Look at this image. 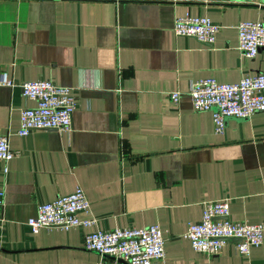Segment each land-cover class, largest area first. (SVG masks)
Instances as JSON below:
<instances>
[{"label":"crops","instance_id":"0c3cea01","mask_svg":"<svg viewBox=\"0 0 264 264\" xmlns=\"http://www.w3.org/2000/svg\"><path fill=\"white\" fill-rule=\"evenodd\" d=\"M187 15L220 27L213 45L173 34ZM245 21L264 22V0H0V76L14 83L0 85V135L19 153L0 161V264H125L84 250L79 228L30 232L39 204L77 187L90 231L158 225L165 259L154 264H264V235L249 257L236 241L207 257L183 238L206 202L227 201L231 221L264 222V111L215 133L187 93L201 79L264 73V50H237ZM37 80L74 90L70 132L17 135L20 110L34 106L18 85Z\"/></svg>","mask_w":264,"mask_h":264},{"label":"built area","instance_id":"2783aa9c","mask_svg":"<svg viewBox=\"0 0 264 264\" xmlns=\"http://www.w3.org/2000/svg\"><path fill=\"white\" fill-rule=\"evenodd\" d=\"M220 27L207 17L189 15L174 21L172 32L176 37L196 40L211 46ZM237 50L247 58H254L264 50V22L245 21L236 26ZM0 85L12 87L13 81L6 72L0 76ZM26 101L33 107H23L19 113L17 135L24 137L34 130H57L70 132L72 115L77 100L74 90L47 80L22 82L18 85ZM191 107L197 113L212 112L215 133H222L227 118L247 119L264 111V73L242 77L236 83H218L213 78L201 79L189 84L187 91ZM177 103L179 93H170ZM19 156L10 149L8 137L0 135V161L8 163ZM7 173V168L4 169ZM4 190L0 189V207ZM79 214L89 218L81 220ZM227 201L206 202L202 205L199 221L189 223L183 238L189 241L194 252L207 257L218 256L229 241H236V250L241 257H249L252 247L262 244L264 222L248 224L234 222L229 218ZM96 223L85 192L77 187L72 193L60 195L54 200L41 203L36 215L27 220L32 234L42 229L83 230L82 247L114 261L125 264H154L165 259L164 240L158 225L143 228H115L108 231L89 229Z\"/></svg>","mask_w":264,"mask_h":264},{"label":"water","instance_id":"95a60500","mask_svg":"<svg viewBox=\"0 0 264 264\" xmlns=\"http://www.w3.org/2000/svg\"><path fill=\"white\" fill-rule=\"evenodd\" d=\"M118 262L124 263V262H122L121 260H119Z\"/></svg>","mask_w":264,"mask_h":264}]
</instances>
